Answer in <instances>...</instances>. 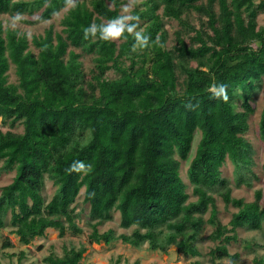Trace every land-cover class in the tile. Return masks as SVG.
Returning a JSON list of instances; mask_svg holds the SVG:
<instances>
[{
  "label": "trees",
  "instance_id": "obj_1",
  "mask_svg": "<svg viewBox=\"0 0 264 264\" xmlns=\"http://www.w3.org/2000/svg\"><path fill=\"white\" fill-rule=\"evenodd\" d=\"M126 1L77 0L67 9L65 0H0V15L22 13L27 25L57 18L31 40L0 19V120L23 129L0 128V172L15 173L0 194V236L11 227L30 245L51 229L60 238L81 235L83 197L90 244L174 247L201 258L198 243L210 227V264H240L242 254L230 251L235 243L254 254L253 264H264L263 190L251 202L233 195L260 180L247 136L264 83V0H142L131 14L140 17L149 47L132 52L131 36L84 39L85 27L117 17ZM85 56L94 63L90 71ZM213 84L227 85V103L213 97ZM258 135L264 146V109ZM75 161L91 171L69 173ZM228 163L234 185L223 172ZM48 181L55 187L50 200ZM219 200L235 209L227 223ZM115 213L131 234L100 230ZM240 230L261 242L240 240ZM12 247L6 239L0 250ZM86 253L72 246L44 261L89 264ZM26 256L22 251L19 262Z\"/></svg>",
  "mask_w": 264,
  "mask_h": 264
},
{
  "label": "rangeland",
  "instance_id": "obj_2",
  "mask_svg": "<svg viewBox=\"0 0 264 264\" xmlns=\"http://www.w3.org/2000/svg\"><path fill=\"white\" fill-rule=\"evenodd\" d=\"M128 3V0L125 4ZM27 17V16H26ZM37 16L30 18L35 19ZM60 17V16H59ZM29 18V17H28ZM0 19H3L6 26L11 27L12 18L9 16H2L0 15ZM260 25L264 24V15H261L259 18ZM57 25V18L53 21H48L42 24L37 25H27L22 22H18L15 25V28H19L21 31L26 32L30 38L34 35L43 34L45 28H48L51 24ZM174 24V23H173ZM172 24V25H173ZM177 23L175 22L174 25ZM57 29V27H56ZM171 32L174 31V26L169 27ZM85 63V67L87 71H90L94 67V63L92 61L91 56H85L83 58ZM110 78H114L115 75L111 72L108 74ZM10 80L12 82L16 81V77L11 71ZM256 108V113L251 119V130L248 133V139L253 143L256 154H255V171L260 177L259 181L254 183L253 188H248L246 186H242L241 188H235L233 195L236 198H244L246 201L251 202L254 200V194L256 190H263L264 193V174L262 172V162L264 159V146L259 140L258 135V124L260 121L261 113L264 109V83L261 88V92L254 104ZM0 128L3 131L14 130L16 132H22V127L12 128L9 121L5 122L0 120ZM199 139V135L197 136V140L194 146L193 153L196 149L197 141ZM189 164L183 163L182 165V175L186 181L188 179L187 170ZM224 175L231 179L232 184L234 185V167L232 164L228 163L223 168ZM15 173H5L0 172V194L3 187L10 184L13 180ZM55 192V187L53 184L48 181L47 183V190H46V197L50 200ZM219 208L221 212V219L224 223H227L232 215V212L235 209L231 206L229 209H226L224 203L219 200ZM78 208L77 211H80L83 216L89 211L90 207L88 205H84L83 197L80 198L77 202ZM82 216L81 226L84 228V232L81 235H72L71 233L67 234L64 238H60L59 234L55 230H48L46 237L44 238H36L30 245H23L19 241V237L15 234L11 233V227L6 228L2 231L0 236V248L3 245V242L6 239H9L13 244V247L6 250H0V264H46L45 258L50 256L52 253L62 256L64 253L65 248H70L72 246L76 247L77 249L81 246H86L87 253H86V262L89 264H111L118 262V264H134L136 261H139L141 264H192L196 260H201L204 264H210L208 261V257L206 256L210 251L213 243L208 239V235L211 232V228L207 227L201 240L198 243L199 249L202 253L201 258H192L186 257L184 255H179L176 252L174 247L165 250L162 248L157 252H151L147 249L148 246H144L141 249H136L128 244L123 243L122 241H116L111 245L105 244H90L88 236L91 233V228L86 225V217ZM11 216H8L7 221L10 223ZM83 223V224H82ZM109 229H114L117 232V235L122 233L131 234L132 230H124L120 227V216L118 213L114 214V221L106 223L104 226L100 228L102 232L107 231ZM239 238L240 240H252L257 238L258 241L261 242V239L257 236L256 233L247 232L244 230L239 231ZM22 251L26 252V257L22 262H19V256ZM230 251L232 254L234 253H241V263L240 264H253L254 254H251L248 250L245 249L244 244H233L230 246ZM260 255L264 256V249H260ZM224 264H230L229 260H225Z\"/></svg>",
  "mask_w": 264,
  "mask_h": 264
},
{
  "label": "clouds",
  "instance_id": "obj_3",
  "mask_svg": "<svg viewBox=\"0 0 264 264\" xmlns=\"http://www.w3.org/2000/svg\"><path fill=\"white\" fill-rule=\"evenodd\" d=\"M142 0H128V3L122 6V12L117 17L103 22L101 24L92 23L83 29L84 39H89L90 37L95 39L112 42L120 39H127L128 36L133 37L134 44L132 45L131 51L136 52L138 50H143L149 47L150 36L146 35L140 26V17L138 15L131 14V10L134 9ZM77 6V0H65V7L67 9H72ZM23 14L17 12L12 17L11 27L14 29L15 25L23 19ZM155 43L159 44V37ZM210 91L215 99L223 100L225 103L228 102L229 97L227 93V85L224 84H213ZM188 108H194L196 105L192 103L186 104ZM69 173L77 172L87 174L91 171V165L85 164L82 161H75L67 169Z\"/></svg>",
  "mask_w": 264,
  "mask_h": 264
}]
</instances>
